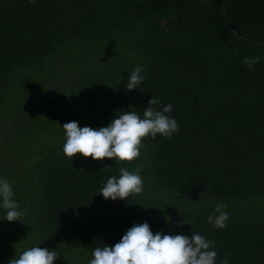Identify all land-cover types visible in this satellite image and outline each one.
I'll list each match as a JSON object with an SVG mask.
<instances>
[{"label": "trees", "instance_id": "trees-1", "mask_svg": "<svg viewBox=\"0 0 264 264\" xmlns=\"http://www.w3.org/2000/svg\"><path fill=\"white\" fill-rule=\"evenodd\" d=\"M152 96L173 105L171 138L120 163L64 154V123L107 126ZM137 167L143 193H98ZM0 176L25 210L10 222L0 208V264L40 244L88 264L145 221L215 241L217 264H264V0H0ZM221 201L230 219L213 228Z\"/></svg>", "mask_w": 264, "mask_h": 264}, {"label": "clouds", "instance_id": "clouds-1", "mask_svg": "<svg viewBox=\"0 0 264 264\" xmlns=\"http://www.w3.org/2000/svg\"><path fill=\"white\" fill-rule=\"evenodd\" d=\"M260 59V56L245 57L244 63L252 69ZM142 72L139 65L130 72L126 84L129 92L143 88L146 78ZM172 111V104H162L152 96L142 115L135 110H117L107 126L81 127L78 121L66 122L62 125L65 130L64 154L69 158L82 154L94 160L115 159L116 163L136 160L141 156L144 138L155 139L158 134L171 138L180 131L179 122L170 115ZM119 171L118 176L106 180L98 193L112 200H127L130 195L143 193L142 168L137 167L134 171L120 168ZM15 195L9 180L0 176V208L5 210V218L10 222L20 220L25 211ZM226 207L223 201L218 202L215 211L209 215L208 222L213 228L227 227L230 215L225 211ZM40 245L16 254L7 264H55L60 257L58 251ZM217 257L215 241L199 232L186 235L157 231L154 234L145 221L131 226L114 245L96 247L88 264H217ZM219 264H229V260L224 258Z\"/></svg>", "mask_w": 264, "mask_h": 264}]
</instances>
